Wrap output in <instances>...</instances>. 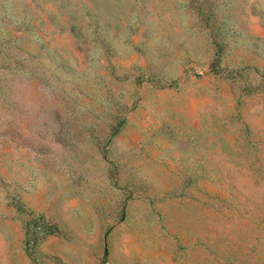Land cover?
<instances>
[{"label":"rangeland","instance_id":"374dc122","mask_svg":"<svg viewBox=\"0 0 264 264\" xmlns=\"http://www.w3.org/2000/svg\"><path fill=\"white\" fill-rule=\"evenodd\" d=\"M0 264H264V0H0Z\"/></svg>","mask_w":264,"mask_h":264}]
</instances>
